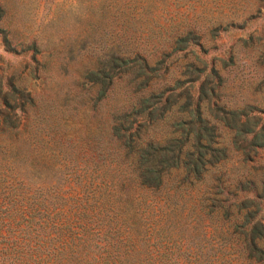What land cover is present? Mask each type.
<instances>
[{
	"label": "trees",
	"instance_id": "trees-1",
	"mask_svg": "<svg viewBox=\"0 0 264 264\" xmlns=\"http://www.w3.org/2000/svg\"><path fill=\"white\" fill-rule=\"evenodd\" d=\"M189 43L46 48L6 64L0 191L14 197L40 177L34 186L55 206L66 184L80 188L83 209L109 227L95 236L110 242L123 235V210L136 208L156 237L179 229L163 253L158 245L160 264L184 255L264 264V77L227 84Z\"/></svg>",
	"mask_w": 264,
	"mask_h": 264
},
{
	"label": "rangeland",
	"instance_id": "rangeland-1",
	"mask_svg": "<svg viewBox=\"0 0 264 264\" xmlns=\"http://www.w3.org/2000/svg\"><path fill=\"white\" fill-rule=\"evenodd\" d=\"M0 2L5 9L0 21V72L6 64L18 67L33 54L41 58L46 48L139 47L149 51L188 47L191 41L192 47L207 53V59L213 58L227 84L252 83L264 77V0ZM244 92L252 97L254 89ZM114 99L117 103L118 98ZM113 103L112 99L109 106ZM34 181L43 185L40 177H34L31 191L14 197L0 191V264H59L60 253L67 257L63 264H160L158 245L163 253L171 236L179 238L178 228L156 237L133 207H126L118 219L120 238L110 242L103 235L96 237L109 227L100 224L97 211L83 209L82 189L66 184L64 200L54 206L38 192ZM14 201H19L18 206L12 207ZM172 264L241 261L231 255H218L210 261L184 255Z\"/></svg>",
	"mask_w": 264,
	"mask_h": 264
}]
</instances>
